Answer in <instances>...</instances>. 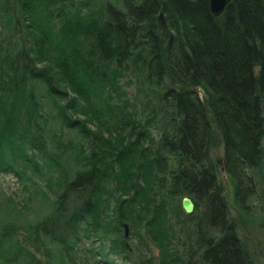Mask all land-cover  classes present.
I'll return each mask as SVG.
<instances>
[{"label": "trees", "instance_id": "16d2710c", "mask_svg": "<svg viewBox=\"0 0 264 264\" xmlns=\"http://www.w3.org/2000/svg\"><path fill=\"white\" fill-rule=\"evenodd\" d=\"M138 105L155 114L139 118ZM49 120L59 129L50 140ZM215 133L220 167L209 158ZM0 173L50 204L35 223L0 227V264H39L17 240L21 229L32 244L112 235L104 255L130 262L125 224L158 250L137 264H259L222 175L239 209L259 186L264 196V0H231L219 17L210 0H0ZM166 189L194 204L191 214L174 208L170 232ZM55 259L65 264L59 251Z\"/></svg>", "mask_w": 264, "mask_h": 264}, {"label": "rangeland", "instance_id": "374dc122", "mask_svg": "<svg viewBox=\"0 0 264 264\" xmlns=\"http://www.w3.org/2000/svg\"><path fill=\"white\" fill-rule=\"evenodd\" d=\"M161 27L163 28L166 42L168 41V37L172 34V32L168 31L166 26H163V24H161ZM11 38L15 40L17 36L13 35ZM130 78L131 77L124 78L122 81H127ZM136 88L137 87L134 84L124 85V90L127 92L130 101L132 99L134 101L135 96H137ZM200 97L202 98V94H200ZM140 98L141 97H138L139 100ZM141 105H138L137 111L138 113L144 111L145 114L140 113L139 118L142 116H148L150 118L151 115L155 114L154 110H150L151 108H146L143 110ZM50 117H52V115ZM79 118L84 119V116L79 115ZM96 124L97 123L94 121L89 125V128L93 131H96L98 129V125L96 126ZM45 129L47 132L45 135L47 136L48 140L52 139L50 137L59 134L58 126L54 125L52 120H49V123L46 125ZM150 131L153 138V145L152 142L151 144H147L152 145L154 148V144H158L161 136L160 122L156 120L155 123L150 127ZM103 135L105 138H107V133L105 131L103 132ZM50 142H52V140ZM62 144H65V142L62 141ZM67 148L68 146L66 145L58 148L64 159L69 158L67 157V153L70 152V149L68 150ZM222 153V141L221 139L216 138L215 133V137L210 145L209 158L211 162H213L215 165H218L219 167L222 165ZM222 179L225 183V189L227 190L226 194L229 199L230 216L236 222L238 234L252 253L255 260L259 264H264V196L262 187H258L255 199H252L250 202V207L245 211L239 209L235 205V202L232 198V188L229 179H226L224 174L222 175ZM34 181H37L40 186H44L45 184L40 179H34ZM140 182L142 183V180H140ZM36 190L37 188L33 186L32 183L30 187L28 184L27 189H24L14 176L0 173V210H4V212L1 211V213L4 214L3 218L0 219V227H4L6 222L8 223V221L11 220L15 221L11 223L18 222L16 224L19 225H25L28 222L35 223L40 220L43 215L48 213L49 210L47 207L49 205L50 209V204L46 199L51 198V193H46V201H43L40 193L36 192ZM43 191L47 192L45 191L44 187ZM164 192L165 194L163 201L166 203H172L166 206L167 216L164 218V222L162 219V228L166 230L168 228V232L171 230L175 231L176 222L173 212L174 208L181 207L182 197L176 196L171 198L169 196L170 193L168 192V189H166ZM122 198L128 199V196L123 195ZM8 200L13 201L14 206L16 205L15 208L18 213L15 211H10L11 203ZM155 200L159 201V199ZM109 202L111 204L110 206L114 208L116 206L117 200L114 198V196H112ZM126 225L128 226V224ZM124 229L125 228H123L121 232H124ZM140 231L142 232V236H139V240L137 237H131L129 227L127 236H125L126 245L132 248L130 250V253H132L130 262H125L122 258L123 256L117 253H109L108 256L104 255L110 250V239L112 238V235L106 238L96 236L90 240L81 238V236H79V238L71 236L67 239H61L62 241L56 240L52 237L41 241L40 237V240H37L35 244H32L28 242L25 243L23 241V239H25L23 235L25 234V230L21 229L20 232L17 231L16 238L17 240L21 241V246L29 250V252L35 257L39 264H59V262L55 259L58 251L61 255L63 254L65 264H137L140 259L144 262L147 258H156L158 255L157 247L152 244L145 231ZM178 243L181 245V240H179ZM138 247L140 249H138Z\"/></svg>", "mask_w": 264, "mask_h": 264}, {"label": "water", "instance_id": "95a60500", "mask_svg": "<svg viewBox=\"0 0 264 264\" xmlns=\"http://www.w3.org/2000/svg\"><path fill=\"white\" fill-rule=\"evenodd\" d=\"M230 1L231 0H210V10L212 14L216 17L220 16L224 11V9L226 8V6L230 3ZM159 18L163 26H165L162 14L159 15ZM181 207L186 214H191L194 210L193 202L191 201L190 198L187 197L182 198ZM124 228H125V236H127L128 226L125 224Z\"/></svg>", "mask_w": 264, "mask_h": 264}, {"label": "bare ground", "instance_id": "6f19581e", "mask_svg": "<svg viewBox=\"0 0 264 264\" xmlns=\"http://www.w3.org/2000/svg\"><path fill=\"white\" fill-rule=\"evenodd\" d=\"M223 12H224V11H223ZM223 12H222V13H223ZM220 16H221V15H220ZM218 17H219V16H218Z\"/></svg>", "mask_w": 264, "mask_h": 264}]
</instances>
